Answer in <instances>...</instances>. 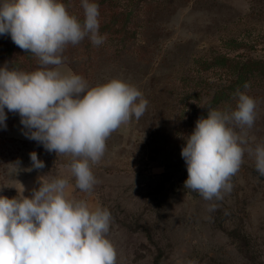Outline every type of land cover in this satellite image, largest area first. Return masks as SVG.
<instances>
[{"label":"rangeland","instance_id":"1","mask_svg":"<svg viewBox=\"0 0 264 264\" xmlns=\"http://www.w3.org/2000/svg\"><path fill=\"white\" fill-rule=\"evenodd\" d=\"M84 19L81 0H62ZM101 35L68 45L64 63L89 86L113 78L134 85L146 111L122 124L106 140L91 166L97 183L75 187L72 157L48 152L28 139L20 117L5 108L0 126V196L31 198L40 178H67L69 199L84 200L111 214L107 233L116 264H264V176L247 149L264 144V75L244 73L227 58H264V11L256 0H94ZM32 72L38 58L0 36V67ZM228 64V61H227ZM238 64V65H237ZM243 92L256 101L251 128L235 131L247 144L239 170L223 199L205 200L184 187L186 139L208 110L231 112ZM45 164L33 169L30 153ZM17 161L19 164L17 165ZM17 165V166H16ZM215 206L214 210L212 206Z\"/></svg>","mask_w":264,"mask_h":264},{"label":"clouds","instance_id":"2","mask_svg":"<svg viewBox=\"0 0 264 264\" xmlns=\"http://www.w3.org/2000/svg\"><path fill=\"white\" fill-rule=\"evenodd\" d=\"M81 7L82 21L62 0H0V36H10L40 65L32 72L17 71L7 63L0 67V126L6 128L5 108L18 114L28 139L48 152L72 157L75 187L89 192L97 183L91 166L103 157L106 140L133 116L139 119L148 101L121 79L90 87L81 75L62 70L68 45L88 38L100 46L106 40L99 32L98 3L81 0ZM255 118L256 101L240 92L235 110L210 109L207 118L198 119L181 150L188 173L184 187L205 200L223 199L222 193L231 191L230 178L243 163L247 144L234 129L251 128ZM247 151L264 176V144ZM29 155V171L45 167L35 151ZM68 187L67 178H40L31 198L0 196V264H116L115 247L106 238L109 210H93L84 200L69 199Z\"/></svg>","mask_w":264,"mask_h":264},{"label":"trees","instance_id":"3","mask_svg":"<svg viewBox=\"0 0 264 264\" xmlns=\"http://www.w3.org/2000/svg\"><path fill=\"white\" fill-rule=\"evenodd\" d=\"M259 3V8L264 11V0H256ZM228 61V64H227ZM239 64L238 78L244 73L248 75H256L262 77L264 75V58H247L246 60H235L234 58H227L226 65L229 66L232 63ZM237 64V65H238Z\"/></svg>","mask_w":264,"mask_h":264},{"label":"crops","instance_id":"4","mask_svg":"<svg viewBox=\"0 0 264 264\" xmlns=\"http://www.w3.org/2000/svg\"><path fill=\"white\" fill-rule=\"evenodd\" d=\"M62 70L67 71V70H71V68H70L68 65L63 64V65H62ZM71 71H72V70H71Z\"/></svg>","mask_w":264,"mask_h":264}]
</instances>
